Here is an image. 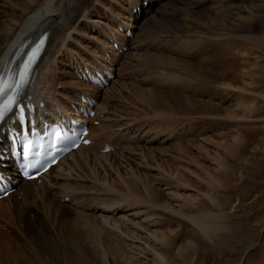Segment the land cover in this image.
Masks as SVG:
<instances>
[{
  "label": "rangeland",
  "instance_id": "rangeland-1",
  "mask_svg": "<svg viewBox=\"0 0 264 264\" xmlns=\"http://www.w3.org/2000/svg\"><path fill=\"white\" fill-rule=\"evenodd\" d=\"M147 1H98L106 35L135 30L96 97L104 119L91 126L102 138L54 189L5 202L0 264H264V0ZM29 2L0 0V9L19 15ZM74 37L71 66L54 63L66 104L93 91L73 67H100L91 52L109 48ZM202 213L207 234L196 225Z\"/></svg>",
  "mask_w": 264,
  "mask_h": 264
},
{
  "label": "bare ground",
  "instance_id": "bare-ground-1",
  "mask_svg": "<svg viewBox=\"0 0 264 264\" xmlns=\"http://www.w3.org/2000/svg\"><path fill=\"white\" fill-rule=\"evenodd\" d=\"M98 1L99 0H31V2H29L26 5L27 7H25L19 15H16L17 8H14V7L12 9L14 12H12V10L11 12L10 11L8 12L7 10H4L2 8L0 9V14H1L0 15V74L3 71L6 65V62L11 58V55L15 52L16 49H18L21 41H27L29 39L36 40L39 38L42 32L50 31V36H49V40L47 43L46 51L38 63V76L36 78L34 87L31 90V95L34 98L35 97L39 98V101L37 104L39 108L41 109L42 114L48 113L51 115V113L54 110H57L60 108L65 111L73 112L74 110L73 102H77V101L73 96L72 97L74 99L73 98L70 99L69 97H68L69 99H65V100H69L67 101L68 104L64 103V101L60 99L58 96L59 94L58 93L59 90L57 91L58 82L56 81L57 80L56 79V68L54 66V63H56L58 57L60 56L65 57V61L64 60L63 61L66 66H71L73 62V58H74L72 55L73 53L71 54L69 47L65 48V45L68 43L69 44L76 43L78 45V41H76L74 34L75 33L77 34L79 30L80 32H82L83 35H86L91 40L92 43H95V44L97 43L96 44L97 46H100V43H102L101 45L104 46L103 48L106 51V49L108 48L107 41L109 42V38L115 34L120 33L119 31L120 27L118 26L116 28L117 30H114V32L111 33V35H109L108 33H107L108 35L105 34L104 32L105 29L103 28L104 21L102 17L94 13L96 6L99 5ZM148 1H153L156 3L158 0H148ZM218 1H221V2L224 1L226 3H231L232 0H204L202 6L210 5L211 2L214 3ZM173 2L175 4L173 7L175 8L177 6V3H182V0H173ZM145 5H148V4H145ZM140 6H141V9L140 8L138 9L142 11V3L140 4ZM149 8L150 7H148L147 9ZM230 8L236 9V6L232 4L230 5ZM152 9L153 8L151 7V9L149 10L150 12L145 11L146 15H149ZM156 10L157 11L155 12L159 14L160 10L158 9ZM155 14L154 13L153 15L151 14L152 16L150 17L147 16L148 20L157 17L155 16ZM1 18L6 19L8 21V24L7 23L4 24V22H1L2 20ZM85 22H87V24ZM123 24H128V22L123 21ZM85 26H88L89 29L93 30L94 32L88 35L86 31L87 29L85 28ZM130 27L140 30L142 28V25L133 23L131 24ZM104 34L107 37L106 36L104 37L103 36ZM106 39L108 40L106 41ZM30 49H31V45L25 50L26 51L25 53H27ZM73 51H76V50H73ZM83 52L86 53V52H91V51L88 49H83ZM75 53L77 54V52ZM91 53H93V57L95 58L94 60L101 63L100 67L107 66L101 61L102 59H105L104 55L100 54L98 51L96 52V49ZM86 64L91 67L93 66V67L99 68V66H95L94 61H93V65L92 63L89 64L88 61L86 62ZM104 68L106 69V67ZM107 70H114V68L108 67ZM79 85H83V84L80 83ZM85 87L86 88L93 87L92 89L88 88L93 91L92 92L90 90L82 91V94L91 95V96L98 98L99 92L101 91V89L94 88V86L91 85L90 83H87L83 87V89ZM62 93L60 92V94ZM41 102H44V106L41 105ZM97 111L98 109L96 110V114H97ZM75 114L79 115V113H75ZM102 118L103 117L101 116V113H98V115H96V118L94 119L95 120L99 119L102 121L104 119ZM105 121H108V120H105ZM103 129L98 128L96 130L93 128V126H90L89 136L93 140V143H91L88 146H81L77 150L72 151L69 155L62 158L55 166L50 167L48 172L44 173L42 180L40 182L38 179L21 181L17 185V191H15L12 194H9L8 197L0 200V215L3 216L6 213L5 205H4L5 202L13 200L14 196L19 198V197H23V196L30 195V194H37L38 193L37 188H41V187H45V188L49 187L47 188L49 190L54 189L56 185L58 184L57 183L58 179L63 178L64 176L67 177L68 175H71L70 172L71 170H73L72 166L75 163V161H78V163L79 161H81V159L76 158V154H78L79 152L81 153L82 150L84 149L86 150L94 149L91 146H95V141L97 139L102 138L103 133L101 132L102 134L99 135L100 134L99 131L100 130L103 131ZM1 139H4V137L3 135L0 134V148H6L5 146L6 141L5 140L1 141ZM72 159H73V162H71L69 166L66 167V164ZM46 181H49V184H47ZM164 185H166L164 189H168V186H167L168 184H164ZM165 193L170 194L168 190ZM9 204H11L10 205L11 207L13 206L12 202ZM209 216L211 215L203 214V215L198 216V220L196 223V225L201 229V231H203L206 234L212 228V226L210 225L211 223L209 224L206 219ZM149 237L153 239L154 241H159L161 239L159 238L157 233H151ZM145 245L154 254L159 255V257L162 258L159 252L156 253V250H157L156 248H154L153 246H150V244H145ZM164 260H166V258H164ZM164 260H162V262H164ZM148 261L149 263H151L154 261V258L153 257L148 258Z\"/></svg>",
  "mask_w": 264,
  "mask_h": 264
},
{
  "label": "snow or ice",
  "instance_id": "snow-or-ice-1",
  "mask_svg": "<svg viewBox=\"0 0 264 264\" xmlns=\"http://www.w3.org/2000/svg\"><path fill=\"white\" fill-rule=\"evenodd\" d=\"M43 44L44 39L41 38L36 43L35 47L27 53V58L24 60L23 65L19 70L18 79L13 84L6 83L3 76H0V100L3 101L0 103V122L4 121L8 114H12L16 118L17 122L24 125L30 123V121H28L27 112L32 110V106L24 103L21 98V92L24 85L28 83V77L30 75L32 65L37 58L41 45ZM55 135L59 138L61 133L58 131ZM84 142L88 143L87 140ZM30 144L31 142L24 145L25 159H27L29 155ZM73 146H76L75 142H73ZM52 163H55V160H53ZM32 166V164L26 165V167Z\"/></svg>",
  "mask_w": 264,
  "mask_h": 264
}]
</instances>
